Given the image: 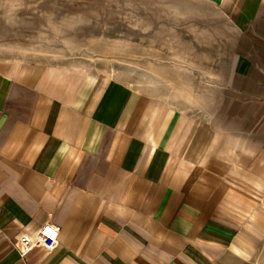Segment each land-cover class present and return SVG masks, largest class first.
Wrapping results in <instances>:
<instances>
[{
    "label": "crops",
    "instance_id": "obj_1",
    "mask_svg": "<svg viewBox=\"0 0 264 264\" xmlns=\"http://www.w3.org/2000/svg\"><path fill=\"white\" fill-rule=\"evenodd\" d=\"M176 3L181 25L90 34L75 62L0 60V264L263 252L264 0ZM126 55L139 80L115 70ZM46 223L58 244L30 248Z\"/></svg>",
    "mask_w": 264,
    "mask_h": 264
},
{
    "label": "rangeland",
    "instance_id": "obj_2",
    "mask_svg": "<svg viewBox=\"0 0 264 264\" xmlns=\"http://www.w3.org/2000/svg\"><path fill=\"white\" fill-rule=\"evenodd\" d=\"M176 1L0 0V60L57 61L67 56L75 62L84 56L78 50L70 51L69 42L79 47V41L90 34L144 39L161 28L181 25ZM128 58L122 56L115 70L139 80L145 62ZM250 263L264 264V250Z\"/></svg>",
    "mask_w": 264,
    "mask_h": 264
},
{
    "label": "built area",
    "instance_id": "obj_3",
    "mask_svg": "<svg viewBox=\"0 0 264 264\" xmlns=\"http://www.w3.org/2000/svg\"><path fill=\"white\" fill-rule=\"evenodd\" d=\"M61 227L54 223H46L37 233L35 240L32 242L31 247L43 246L48 249H53L58 244L59 234ZM27 251H23L24 255Z\"/></svg>",
    "mask_w": 264,
    "mask_h": 264
}]
</instances>
